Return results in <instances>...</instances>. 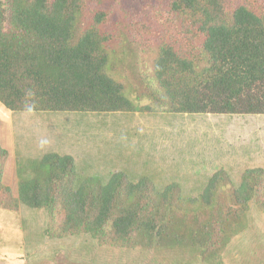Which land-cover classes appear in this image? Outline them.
Here are the masks:
<instances>
[{
    "label": "trees",
    "instance_id": "16d2710c",
    "mask_svg": "<svg viewBox=\"0 0 264 264\" xmlns=\"http://www.w3.org/2000/svg\"><path fill=\"white\" fill-rule=\"evenodd\" d=\"M117 1L0 0V104L11 113L264 115V0ZM157 24L163 36L152 33ZM129 60L134 83L121 69ZM7 157L0 144V209L44 210L50 239L186 249L221 264L248 204L264 212L262 168L245 169L237 187L217 172L183 199L177 183L158 192L148 177L121 172L76 185L73 157L47 152L28 174L17 171L14 197L3 183Z\"/></svg>",
    "mask_w": 264,
    "mask_h": 264
},
{
    "label": "rangeland",
    "instance_id": "374dc122",
    "mask_svg": "<svg viewBox=\"0 0 264 264\" xmlns=\"http://www.w3.org/2000/svg\"><path fill=\"white\" fill-rule=\"evenodd\" d=\"M136 11L141 16L138 5ZM162 29L157 24L152 33L163 36ZM133 63L121 67L130 83L139 76ZM0 120L6 122L0 124V137L14 146L3 170V183L14 197L17 171L28 174V163L47 152L73 157L76 185L86 177L105 183L121 172L132 182L148 177L158 192L177 183L183 199L201 195L217 172H225L237 187L245 169H264V115L10 113L0 104ZM47 222L44 210L0 209V264H202L197 253L186 249L109 247L88 235L50 239ZM221 264H264V212L253 202L246 228L228 243Z\"/></svg>",
    "mask_w": 264,
    "mask_h": 264
},
{
    "label": "crops",
    "instance_id": "0c3cea01",
    "mask_svg": "<svg viewBox=\"0 0 264 264\" xmlns=\"http://www.w3.org/2000/svg\"><path fill=\"white\" fill-rule=\"evenodd\" d=\"M11 113V112H10ZM0 124H6V122H2L0 120ZM11 125V123L9 124V126ZM11 128V126H10ZM0 144L2 147H4L7 150L8 153V158L11 157V155H14V146H13V141L12 140H7L6 142L2 140V138L0 137ZM9 146L11 147L12 150H10Z\"/></svg>",
    "mask_w": 264,
    "mask_h": 264
}]
</instances>
